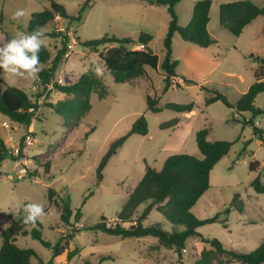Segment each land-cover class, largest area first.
<instances>
[{
	"label": "rangeland",
	"instance_id": "374dc122",
	"mask_svg": "<svg viewBox=\"0 0 264 264\" xmlns=\"http://www.w3.org/2000/svg\"><path fill=\"white\" fill-rule=\"evenodd\" d=\"M58 1L66 6L73 18L56 17L47 25L46 33L59 32L60 36H47L45 46L53 59L62 47L65 29L72 33L68 43L72 48H68L51 83L45 85L38 77H11L0 72V78L8 85L22 88L39 103L28 128L0 113V132L10 139L11 142L4 138L9 149L21 144L33 129V145L19 155L12 154L0 167V234L26 204L39 203L46 213L39 221L45 240L54 245L60 236L73 229H77V233L67 246L63 245L62 255L53 257L51 249L32 237L30 231L33 226H28L29 233L17 237L16 244L35 250L37 258L33 257L31 264H40L38 258L53 264H194L201 251L210 248L200 238L189 239L186 248L179 253L176 249L163 248L153 237L122 238L89 229L100 221L101 216H105L109 224H114L126 197L148 165L161 169L165 160L176 153L201 157L196 133L209 127L210 140H226L234 144L228 155L211 171V186L192 209L199 219L217 217V220L198 230L205 238H217L225 248L246 253L254 251L264 240V193H257L251 182L258 174L264 182V144L251 126L242 124L244 118H250L252 114L240 113L234 106L255 81L254 73L259 64L249 55L264 58V18L258 17L252 28L234 36L220 25V5L236 0H211L208 27L218 46L211 47L210 57L201 52H189L183 48L184 45L197 46L175 34L173 59L180 63L176 69L180 78H174L170 89L163 93L165 81L160 64L165 57L163 41L169 23L167 6L158 5L155 0H94L82 11L81 20H75L85 0ZM197 1L182 0L175 6L181 26L190 23ZM251 1L264 6V0ZM50 2L0 0V35L11 37L26 32L32 13L49 8ZM17 9H24L26 13L20 21L11 18ZM141 32L151 35L149 46L159 57V67L148 69L147 77L131 82L117 83L114 80L99 57L103 47L94 52L84 45V42L106 34L131 37L134 44H140L138 37ZM238 47L239 51H236ZM202 55L211 66L215 64L213 59L217 55H220L221 62L204 83L199 76ZM49 64L41 65L46 68ZM97 66L103 70L99 76L107 87L108 96L101 99L93 94L89 112L80 121L70 120L65 125L63 118L49 106L66 98L53 88V83H74L85 71L91 69L95 72ZM181 76L193 79L198 85L184 83ZM201 85L208 90H203ZM213 91L223 93L233 107L221 101L206 105L205 98L212 96ZM148 95L159 97L161 107L168 102H193L194 110L185 113L163 109L154 113L147 108ZM255 105L264 108V93L257 96ZM142 115L148 121L149 134L130 136L109 160L104 169V179L96 185V169L110 144L127 134ZM173 119L178 120L176 126L161 127ZM254 121L264 131V115L255 117ZM4 122L9 123L8 129ZM91 129L94 131L88 134ZM12 143L15 144L12 146ZM255 160L259 161L260 167L257 172H252L250 163ZM23 166L26 175L18 178L14 169ZM49 187L55 189L74 211L81 208L79 220L71 219V225L62 223L59 208L49 201ZM91 191L93 195L83 205ZM166 214L169 216L167 210ZM156 222L162 223L165 230H172L167 217L154 209L145 225ZM2 243L0 237V248ZM74 249L78 250L77 254L67 260L68 251ZM217 261L226 264L227 256L219 255Z\"/></svg>",
	"mask_w": 264,
	"mask_h": 264
},
{
	"label": "trees",
	"instance_id": "16d2710c",
	"mask_svg": "<svg viewBox=\"0 0 264 264\" xmlns=\"http://www.w3.org/2000/svg\"><path fill=\"white\" fill-rule=\"evenodd\" d=\"M93 1H84L75 20H81L82 11L85 7L91 6ZM143 1L153 2L152 0ZM155 1L167 6L169 15L168 29L163 41L165 57L160 64L165 81L163 93H166L172 86L174 78L179 77L176 73L178 62L172 56L175 34H179L185 41L200 48H209L218 42L208 30L211 0H198L196 2L193 17L187 26L179 24L175 11V6L182 0ZM57 16L65 19L73 18V15L69 13L63 3L58 0H51L49 8L32 13L26 32L33 31L37 26L46 27ZM260 16L264 18V6H259L251 0H236L220 5V25L234 36H240L245 28ZM46 35L50 37L60 36L59 32L46 33ZM151 40L150 34L141 32L138 41L144 45L145 49L138 50L130 47L135 43L133 38L106 34L100 38L86 41L84 45L94 52H99V48L103 47L99 57L117 83H126L147 77L148 69L156 70L159 67V57L149 46ZM69 41L70 37L64 35L62 47L58 49L53 59H51L48 48L45 45L43 46L39 54L40 62L41 64L50 62V64L48 67L43 68L38 74V78L45 85L51 83L57 68L64 60L68 52ZM249 57L259 64L254 73L255 81L240 96L234 107L240 113L250 112L252 114L250 118H244L242 124L251 126L254 134L258 135L264 144V131L254 121L255 117L264 115V108L255 105L257 96L264 93V58L255 57L253 54H250ZM182 79L186 84L198 85L192 79L186 77H182ZM53 88L66 97L62 101L49 104L50 108L63 118L65 125H68L70 120L80 121L89 112L91 109L90 99L93 94L98 95L101 99L108 96V90L102 78L97 76L91 69L85 71L76 82L65 85L55 82ZM201 88L208 90L204 85H201ZM217 101L223 102L228 107H233L227 97L219 91H213L212 96L205 98L206 105ZM159 104V97L156 95L147 96V108L154 113H159L163 109L185 113L194 110L193 102L187 104L168 102L164 107ZM38 109L37 99L22 88L10 86L0 78L1 114L7 116L12 122L28 128ZM177 123L178 120L173 119L162 124L161 127H174ZM93 131L94 129H91L88 134ZM210 132L211 129L205 127L196 133V144L201 157L187 153H176L165 160L161 169L148 165L142 178L126 197L114 224H109L108 219L101 216L100 221L89 230H100L103 233L121 236L122 238L153 237L158 240L159 245L163 248L176 249L179 253L186 248L189 239L200 238L204 243L209 244L210 248H204L194 264H220V261L216 262L219 255L227 256L226 264L232 262L264 264V240L254 251L246 253L233 248H225L224 244L217 238H205L198 230L199 227L217 220V217L199 219L192 212V209L209 190L211 171L219 161L228 155L234 144L232 141L210 140ZM134 134L141 136L149 134L148 121L145 116H140L127 134L110 144L96 169V185H99L104 179V169L109 160L118 153L126 140ZM9 151L10 149L0 132V167L2 162L11 156ZM259 167V161H251L250 170L252 172H257ZM46 168L48 169V165H46ZM251 186L257 193H264V182L260 174L252 180ZM92 195L93 192H89L83 201V205ZM48 197L50 203H54L59 208L60 219L63 224L71 225V219L74 218L77 221L82 216L81 208L74 211L55 189L49 187ZM141 207L143 208L140 209ZM154 209L167 217L172 224V230H165L162 223L158 222L148 226L145 225L146 219ZM166 210L169 212V216L166 214ZM23 216L22 211L12 220L11 225L0 234L3 242L0 248V264H31V259L33 257L37 258L35 250L23 248L16 244L17 237L27 235L29 232L26 228L32 226L23 223ZM42 228V224L38 221L30 233L44 247L52 250L53 257L61 256L64 252L63 245L67 246L77 233V229H73L64 236H60L53 245L43 238ZM77 252V249L68 251L67 260H71ZM38 260L40 264H53L52 261L45 263L39 258Z\"/></svg>",
	"mask_w": 264,
	"mask_h": 264
},
{
	"label": "clouds",
	"instance_id": "9594fccd",
	"mask_svg": "<svg viewBox=\"0 0 264 264\" xmlns=\"http://www.w3.org/2000/svg\"><path fill=\"white\" fill-rule=\"evenodd\" d=\"M25 14L24 9H17L11 18L20 21ZM46 31L45 27L37 26L31 32H20L11 37L0 35V72L11 77L36 79L43 70L39 54L48 39ZM102 72L101 67L95 68L97 76ZM23 213V223L32 226L46 215L39 203L26 204Z\"/></svg>",
	"mask_w": 264,
	"mask_h": 264
},
{
	"label": "crops",
	"instance_id": "0c3cea01",
	"mask_svg": "<svg viewBox=\"0 0 264 264\" xmlns=\"http://www.w3.org/2000/svg\"><path fill=\"white\" fill-rule=\"evenodd\" d=\"M256 20V19H255ZM254 20V21H255ZM253 21V22H254ZM253 22L251 23V24H249L246 28H245V30H244V32H246V30L248 31L250 28H252L251 26H252V24H253ZM263 23H264V19H263ZM208 26H209V24H208ZM259 27H261L262 28V25L261 24H259ZM208 30H209V27H208ZM243 32V33H244ZM242 33V34H243ZM175 36H174V38H173V40H175ZM218 42V41H217ZM194 46H196L195 44H193ZM213 46H218V43L217 44H215V45H213ZM213 46H211L212 48H213ZM185 47V49L186 50H188L189 52H201V53H203V54H206V56H208V57H210V51L212 50L211 49V47H209V48H200V47H191L190 45H184L183 46V48ZM211 49V50H210ZM236 51H239V47L238 48H236ZM174 52V51H173ZM173 56V55H172ZM208 60H209V58H207ZM175 60V59H174ZM214 65L213 66H211V64L209 63V61H206V59H205V57L202 55L201 56V63H200V72H199V76H200V81H201V83H204L205 81H207V78L208 77H210L211 75H213V73H214V71H215V68H216V66H218L221 62H220V55H217V56H215L214 57ZM178 62V61H177ZM179 64L180 63H178V66H179ZM199 67V66H198ZM181 77H186V76H181ZM180 78V77H179ZM193 80V79H192ZM2 137L3 138H5L6 140H8L7 139V136L5 135V134H3L2 133ZM10 140V139H9ZM8 140V141H9ZM9 142H11V141H9ZM15 144V143H14ZM13 143H12V146L14 145Z\"/></svg>",
	"mask_w": 264,
	"mask_h": 264
},
{
	"label": "built area",
	"instance_id": "2783aa9c",
	"mask_svg": "<svg viewBox=\"0 0 264 264\" xmlns=\"http://www.w3.org/2000/svg\"><path fill=\"white\" fill-rule=\"evenodd\" d=\"M60 18V16H57V18ZM62 31V30H61ZM65 31V35H67L69 37V35L71 36V32L70 31ZM70 43V42H68ZM135 46H132L133 49H138V50H142V49H145L144 45L143 44H134ZM68 48H72V45L71 44H68ZM4 127L5 128H9L10 125L8 122H4ZM30 127V126H29ZM33 132V129H30L29 130V134H27L25 136V138L23 139L22 143L17 145V146H14L12 149H10L9 153L12 155H19V153H23V151L25 150H28L32 145H33V137L31 135V133ZM16 175L18 178H23L25 175H26V169L25 167H20L18 170L14 169Z\"/></svg>",
	"mask_w": 264,
	"mask_h": 264
},
{
	"label": "water",
	"instance_id": "95a60500",
	"mask_svg": "<svg viewBox=\"0 0 264 264\" xmlns=\"http://www.w3.org/2000/svg\"><path fill=\"white\" fill-rule=\"evenodd\" d=\"M157 4H158V5H164V4H163V3H161V2H157Z\"/></svg>",
	"mask_w": 264,
	"mask_h": 264
}]
</instances>
